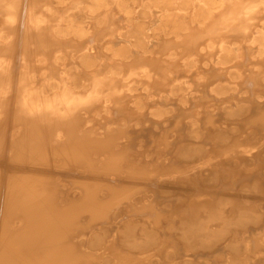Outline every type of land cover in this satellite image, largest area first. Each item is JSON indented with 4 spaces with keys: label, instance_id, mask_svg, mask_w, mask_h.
<instances>
[{
    "label": "bare ground",
    "instance_id": "1",
    "mask_svg": "<svg viewBox=\"0 0 264 264\" xmlns=\"http://www.w3.org/2000/svg\"><path fill=\"white\" fill-rule=\"evenodd\" d=\"M105 253L264 259V0H0V264Z\"/></svg>",
    "mask_w": 264,
    "mask_h": 264
},
{
    "label": "rangeland",
    "instance_id": "2",
    "mask_svg": "<svg viewBox=\"0 0 264 264\" xmlns=\"http://www.w3.org/2000/svg\"><path fill=\"white\" fill-rule=\"evenodd\" d=\"M57 163L60 165L61 169L66 170L70 174L73 173L74 171H72V170H70L68 168H75L74 170H75V173H77V174H75L74 176L73 175H65L64 176L65 180H62L61 182L60 181L58 182L57 180L52 179L51 183H49V188H48V192L47 193L49 195H51L52 199H53V196L58 191L57 190L58 189L57 183H59V184L62 185L60 189L66 190V191H70V193H73L72 195H70V194L68 195L69 192H67L66 200H65L64 203L66 204V203H68V202L70 203V201H72V203L75 204L77 201L76 202H73V201H75L77 199V197H78V195L74 193L76 191L75 187L78 186L80 183H88V182H85V181L93 180V177L84 174L85 170L87 171V169H88V171L93 172V171H97L99 168L97 167V164H94L93 162L91 163V161H89L87 164L86 163L77 164L76 162L75 163L73 162L75 164V166H73V165H70V162H67V160L62 158L60 161H57ZM97 163H99V161H97ZM118 183H119L118 185H113V187H115L117 189H120L121 192H123L125 194L127 193L126 196H125L124 201H121V203L122 202L130 203L131 206L134 207V208L143 205L142 201H138V202H135V203L132 201L133 198L139 196V194L141 193V192L138 193V190H137L138 188H137V184L136 183H134L133 181H127V180H124V179H120ZM125 189H127V190H125ZM122 190H125L127 192H124ZM143 193H146V192H143ZM95 195H96L95 196L96 198H99L101 200H104L105 198H107V194L105 193V190L99 189L97 191V193L95 192ZM147 201H149V200H147ZM152 209H153V207H151V206H149V208H148V206L141 207V211H145V212H149V210L152 211ZM112 212H118V209H114V210H112ZM118 218H119V216H117L116 219H118ZM81 219H83V216H80L79 219L76 220V226L77 227H78V224L80 222L79 220H81ZM130 220H131V218L129 217V218H127L126 221H130ZM100 226L101 227H106L105 225H100ZM99 251L100 250H98V252ZM98 252L95 251L94 253L96 254ZM102 256L103 257H108V259H106V260H108L109 263L108 262H106V263L113 264L114 258H110L106 253L103 254ZM102 256H101V258H102ZM89 257H90L89 264H91L92 262H93L92 264H94L96 262H97L96 264L100 263V259H101L100 257H95V256H91V255ZM258 257L262 258L263 256L261 254H258ZM151 258L152 257H149L147 259L142 258L140 260H137V259H134V260H121L120 264H148ZM92 259H93V261L91 262ZM96 259H98V260H96ZM258 264H264V259L259 260Z\"/></svg>",
    "mask_w": 264,
    "mask_h": 264
}]
</instances>
